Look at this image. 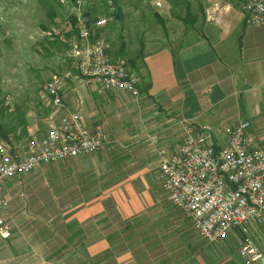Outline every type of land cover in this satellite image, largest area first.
<instances>
[{"label":"rangeland","instance_id":"374dc122","mask_svg":"<svg viewBox=\"0 0 264 264\" xmlns=\"http://www.w3.org/2000/svg\"><path fill=\"white\" fill-rule=\"evenodd\" d=\"M202 1L0 0V101H12L11 107L0 110V143L30 153L73 98L90 114L111 116L105 129L112 140L101 153L43 167L7 183L13 238L0 240V264L88 263L98 254L96 264L130 259L172 264L189 243L207 244L169 202L157 179L160 153L174 151L183 131L174 128L169 133L166 122L160 121L151 132L139 120L143 114L138 109L150 115L157 106L147 99L143 103L142 96L122 106L134 109L129 116L117 105L93 103L92 95L108 92L80 76L73 55L78 21L92 27L106 18V26L94 31L95 40L104 43L110 60L124 62L140 80L147 54L193 37ZM238 1L243 6L245 0ZM55 76L63 78V107H56L45 92ZM215 132L217 141H223L224 128ZM95 200L103 212L93 222L80 224L75 219L79 206ZM236 234V239H228L227 251L239 253L246 236ZM99 239L106 250L89 251Z\"/></svg>","mask_w":264,"mask_h":264},{"label":"built area","instance_id":"2783aa9c","mask_svg":"<svg viewBox=\"0 0 264 264\" xmlns=\"http://www.w3.org/2000/svg\"><path fill=\"white\" fill-rule=\"evenodd\" d=\"M242 10L248 25L264 29V0H245ZM106 24V18L94 21L92 27L86 20L78 21L75 67L84 80L104 92H120L137 100L141 96L139 78L124 62L110 60L104 43L94 38V31ZM62 85L63 78L55 76L45 86L56 107H63ZM11 106L10 99L0 101V110ZM183 126L180 145L171 153H160L161 190L203 241L224 242L240 231L246 236L239 250L244 263L264 264V251L251 238V228L264 223V148L256 142L251 123L240 121L225 129L224 141H217L210 128ZM111 144L105 129L89 127L80 111L53 120L30 153L21 154L0 143V239L10 240L13 234L7 222L11 201L5 195L10 180L101 153Z\"/></svg>","mask_w":264,"mask_h":264},{"label":"crops","instance_id":"0c3cea01","mask_svg":"<svg viewBox=\"0 0 264 264\" xmlns=\"http://www.w3.org/2000/svg\"><path fill=\"white\" fill-rule=\"evenodd\" d=\"M215 3H220V7L216 8ZM202 4L204 7L195 18L192 38L152 51L143 60L141 96L145 98L143 103L147 100L156 103L157 110L149 115L140 106L138 112L143 116L139 120H144L151 132L160 121L166 122L169 133L171 129L180 128L183 139V125L194 124L197 129L207 127L220 133L223 128L248 121L256 142L264 148V29L246 23L238 0H203ZM103 95H92L93 103L117 105L127 116L134 110L129 109L131 105L122 107L132 99L129 95L120 92ZM67 104L58 118L80 111L89 127H110L111 116L98 112L90 114L75 98L69 99ZM134 116L130 117L136 120ZM101 122L104 125H100ZM102 208L97 207L96 200L83 203L75 219L80 224L93 222L95 216L103 212ZM251 236L264 251V223L253 226ZM230 237L236 239V232ZM231 240L227 243H189L172 264H245L238 251H227ZM100 241L94 240L89 251H105V243ZM122 262L119 264H138L132 259Z\"/></svg>","mask_w":264,"mask_h":264},{"label":"trees","instance_id":"16d2710c","mask_svg":"<svg viewBox=\"0 0 264 264\" xmlns=\"http://www.w3.org/2000/svg\"><path fill=\"white\" fill-rule=\"evenodd\" d=\"M116 16H117V15H116V13H115V14H114V17H116ZM74 20H75V23H74V26H75V25H76V20H77V19H74ZM75 30H76V33H77V32H78V31H77V27H75ZM0 129H3V127L0 126ZM0 134L2 135L3 132H1ZM1 135H0V136H1ZM97 257H99V256H97ZM97 257H95V258H97ZM95 258H93V257H92V259L90 258V261H89L88 263H86L85 260L83 259V261H79L77 264H96V263H94V262H95V261H94Z\"/></svg>","mask_w":264,"mask_h":264}]
</instances>
